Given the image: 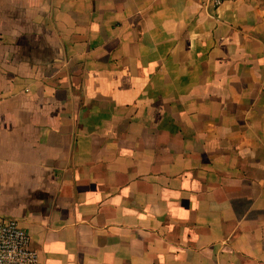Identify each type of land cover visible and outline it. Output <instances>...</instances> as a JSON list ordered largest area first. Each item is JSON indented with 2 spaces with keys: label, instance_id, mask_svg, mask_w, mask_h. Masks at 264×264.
Wrapping results in <instances>:
<instances>
[{
  "label": "crops",
  "instance_id": "obj_1",
  "mask_svg": "<svg viewBox=\"0 0 264 264\" xmlns=\"http://www.w3.org/2000/svg\"><path fill=\"white\" fill-rule=\"evenodd\" d=\"M0 217L40 264H264V0H0Z\"/></svg>",
  "mask_w": 264,
  "mask_h": 264
},
{
  "label": "built area",
  "instance_id": "obj_2",
  "mask_svg": "<svg viewBox=\"0 0 264 264\" xmlns=\"http://www.w3.org/2000/svg\"><path fill=\"white\" fill-rule=\"evenodd\" d=\"M214 7L238 0H208ZM0 264H40L30 236L14 218L0 217Z\"/></svg>",
  "mask_w": 264,
  "mask_h": 264
}]
</instances>
